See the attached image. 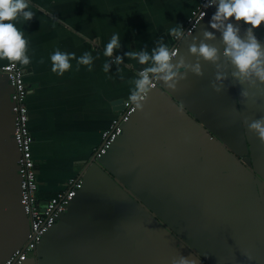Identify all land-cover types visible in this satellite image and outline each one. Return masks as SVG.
I'll use <instances>...</instances> for the list:
<instances>
[{"label":"crops","instance_id":"obj_1","mask_svg":"<svg viewBox=\"0 0 264 264\" xmlns=\"http://www.w3.org/2000/svg\"><path fill=\"white\" fill-rule=\"evenodd\" d=\"M29 3L35 16L16 26L24 30L31 63L16 64L27 87L36 196L47 199L73 177L81 187L22 264H146L160 261L161 250L156 255L151 246L177 248L175 236L210 264H264V143L241 126L245 118L264 116V95L244 101L240 86L229 81L215 92L213 65L202 61L204 75L189 73L175 92L157 82L143 111L133 112L106 153L90 162L100 132L120 111L116 101L129 97L131 81L145 67L127 57L120 65L112 60L129 50L151 53L158 42L170 45L169 29L184 25L197 0ZM214 12L215 6L177 42L185 56L204 30L214 31ZM239 26L241 35L249 27ZM254 31L264 41V24ZM114 34L120 48L105 57ZM215 36L205 42L222 50L220 32ZM57 49L91 53V69L73 59L63 75L53 73L50 55ZM8 93L0 73V262L27 231L17 202Z\"/></svg>","mask_w":264,"mask_h":264},{"label":"clouds","instance_id":"obj_2","mask_svg":"<svg viewBox=\"0 0 264 264\" xmlns=\"http://www.w3.org/2000/svg\"><path fill=\"white\" fill-rule=\"evenodd\" d=\"M212 6H215V12L210 18L209 27L214 31L204 30V39L198 45H189V56L194 59L185 56L180 48H170L169 45L158 42V46L153 48L151 53L147 50H129L123 56L117 55L112 60V63L120 65L127 57L145 66L131 81L133 87L127 103L132 106L134 112L143 111L149 92L155 89V83L158 82L175 92L181 82L188 78L189 73L202 77V61L214 66V78L210 86L215 92L226 90L224 82L229 81L233 87L240 86V97L244 101L255 102L258 95H264V41L258 39L254 31L264 24V0H207L205 8ZM34 16L29 0H0V59H6L13 64L18 62L22 67L31 63V57L27 55L28 41L24 30L16 25L25 24ZM230 18L235 23L230 22ZM240 22L249 26L244 29L243 35ZM216 31L220 32L222 50L205 42L215 40ZM169 34L180 40L185 35L183 26H172ZM120 40L118 34L112 35L104 48L105 57H113L114 49L120 48ZM73 59L76 60L77 66L85 65L91 69V53L85 52L76 57L75 53L57 49L50 55L51 71L63 75L72 67L70 61ZM223 65L227 67L224 68ZM110 67V63H104L103 71L108 72ZM120 71L117 68V73ZM245 125L248 131L264 143V116L241 120V126ZM248 259H251V256ZM171 264H200V255H177L172 258Z\"/></svg>","mask_w":264,"mask_h":264},{"label":"built area","instance_id":"obj_3","mask_svg":"<svg viewBox=\"0 0 264 264\" xmlns=\"http://www.w3.org/2000/svg\"><path fill=\"white\" fill-rule=\"evenodd\" d=\"M206 3L207 0H197V5L190 10L183 25L184 36L191 34L205 18L207 11L214 7L205 8ZM178 41L171 36L170 48H177ZM0 73L4 75L10 89L8 98L9 109L12 114L11 138L17 151L15 163L18 175V202L27 220V231L23 244L13 249L0 264H22L27 257L34 256L36 245L39 243L42 234L65 211L76 191L80 189L81 180L75 177L69 178L60 191L47 199L37 198V182L31 155L32 139L27 129V113L24 102L27 87L23 79V71L16 63L13 64L9 61L0 65ZM127 101L128 97L121 100L119 113L100 132L99 144L92 151L94 159L100 158L106 153L111 143L121 133V125L134 112Z\"/></svg>","mask_w":264,"mask_h":264},{"label":"water","instance_id":"obj_4","mask_svg":"<svg viewBox=\"0 0 264 264\" xmlns=\"http://www.w3.org/2000/svg\"><path fill=\"white\" fill-rule=\"evenodd\" d=\"M8 86V85H7ZM8 91H10V89H9V87H8ZM9 94V93H8ZM121 100L122 99H120V100H117L116 102L117 103H121ZM119 107L121 108V104L119 105ZM120 135V134H119ZM116 139V138H115ZM114 142V141H113ZM112 142V143H113ZM111 143V144H112ZM111 146V145H110ZM110 148V147H109ZM108 148V149H109ZM96 160L97 159H94L93 157L90 159V162H96ZM129 193V192H128ZM129 195H131L130 193H129ZM132 196V195H131ZM132 197H134V196H132ZM135 198V197H134ZM17 202H18V197H17ZM18 205H19V202H18ZM68 206V205H67ZM19 207H20V205H19ZM66 209H67V207H66ZM66 209H65V211H66ZM20 210H21V207H20ZM64 211V212H65ZM22 212V211H21ZM63 212V213H64ZM63 213H61L59 216H58V218L63 214ZM23 214V213H22ZM57 218V219H58ZM56 219V220H57ZM51 227V226H50ZM49 227V228H50ZM48 228V229H49ZM47 229V230H48ZM46 230V231H47ZM45 231V232H46ZM44 232V233H45ZM43 233V234H44ZM42 234V235H43ZM176 237V241L174 242V243H178V247L177 248H174V247H171V246H169V247H165L164 248V250H162V251H160V256H162V257H164V258H160V261H156V262H147L146 264H171V260H172V258L173 257H176L177 255H184V256H190L191 255V253H197L196 252V250L193 248V246H190L188 243H186L185 241H183L182 239H180V238H178L177 236H175ZM181 243V244H180ZM159 256V257H160ZM200 264H210V263H207V262H205L204 260H202L201 259V257H200Z\"/></svg>","mask_w":264,"mask_h":264},{"label":"rangeland","instance_id":"obj_5","mask_svg":"<svg viewBox=\"0 0 264 264\" xmlns=\"http://www.w3.org/2000/svg\"><path fill=\"white\" fill-rule=\"evenodd\" d=\"M151 248H152V250L155 251V254L158 255L159 254V249L162 251V250H164L165 247H162L160 245H153V246H151ZM159 258L162 259L164 257L160 256Z\"/></svg>","mask_w":264,"mask_h":264}]
</instances>
